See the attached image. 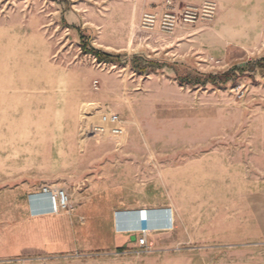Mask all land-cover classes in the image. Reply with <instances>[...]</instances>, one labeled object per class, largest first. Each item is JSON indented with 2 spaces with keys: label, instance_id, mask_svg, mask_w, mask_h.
<instances>
[{
  "label": "rangeland",
  "instance_id": "374dc122",
  "mask_svg": "<svg viewBox=\"0 0 264 264\" xmlns=\"http://www.w3.org/2000/svg\"><path fill=\"white\" fill-rule=\"evenodd\" d=\"M245 1L224 20L216 7L192 40L201 28L141 29L147 9L136 0H0V236L44 184L68 194L64 210L107 190L177 206L200 235L229 224L237 262L259 230L253 198L264 200V69L253 68L264 58V0ZM80 34L118 61L85 53ZM135 55L161 66L139 73ZM173 64L246 70L180 85ZM98 114L115 115L123 133L92 131Z\"/></svg>",
  "mask_w": 264,
  "mask_h": 264
},
{
  "label": "crops",
  "instance_id": "0c3cea01",
  "mask_svg": "<svg viewBox=\"0 0 264 264\" xmlns=\"http://www.w3.org/2000/svg\"><path fill=\"white\" fill-rule=\"evenodd\" d=\"M136 1L158 15L164 10L162 0ZM204 1L178 0L174 10L180 12L188 4L200 7ZM213 1L223 20L244 14L247 7L245 0ZM202 24H180L175 33L187 26L201 28L199 36L191 39H202L207 35ZM216 39L228 40L219 35ZM222 46L212 49L219 51ZM113 193L104 190L90 194L78 209L58 212L44 211L46 201L35 204L43 196H30L18 219L9 226L13 231L0 236V260L21 258L24 264H264L262 197L253 198L259 229L254 241L242 244L238 261L232 262L229 224L225 227L223 222L220 227L217 223V230L212 224L200 235L189 227L177 206L168 202L126 203L114 199ZM144 212L155 213L151 214L153 220H142ZM144 229L149 251L138 243Z\"/></svg>",
  "mask_w": 264,
  "mask_h": 264
},
{
  "label": "built area",
  "instance_id": "2783aa9c",
  "mask_svg": "<svg viewBox=\"0 0 264 264\" xmlns=\"http://www.w3.org/2000/svg\"><path fill=\"white\" fill-rule=\"evenodd\" d=\"M177 1L178 0H162L164 10L159 15L149 11L143 12L140 18L141 29L145 31H153L158 28L162 33L171 34L180 24H192L198 21L211 20L215 15L216 3L213 0H205L200 7L190 4L185 5L180 12L174 10V5ZM102 120V122L110 120L115 123L113 126L115 129L109 130V132L119 135L123 133L119 120L115 115L104 114ZM40 194L46 196L45 201L47 204L42 208L44 211L58 212L60 210L68 209L69 207V196L62 189L52 188L51 186L44 184L41 188ZM146 235V229L141 230L138 243L145 251H149L150 246L147 244ZM23 261L24 260L21 258H15L0 260V264H24Z\"/></svg>",
  "mask_w": 264,
  "mask_h": 264
},
{
  "label": "trees",
  "instance_id": "16d2710c",
  "mask_svg": "<svg viewBox=\"0 0 264 264\" xmlns=\"http://www.w3.org/2000/svg\"><path fill=\"white\" fill-rule=\"evenodd\" d=\"M80 42L82 49L85 53H90L94 55V57L99 62H117L118 55L111 54L108 52H103L97 50L93 47L88 45V40L85 39L83 34H80ZM132 67L135 71L139 73H145L148 70H156L160 68V64L153 62L151 60H147L142 55H135L131 58ZM175 71V79L178 81L180 85L183 84H190V85H205L206 83L212 84H219V83H226L232 75H236V73H243L246 69V65H235L232 69L223 72L221 74L213 75V74H206L202 75L193 71L182 70L177 67L176 64L169 65ZM253 68L264 69V58L260 60H256L253 62Z\"/></svg>",
  "mask_w": 264,
  "mask_h": 264
},
{
  "label": "bare ground",
  "instance_id": "6f19581e",
  "mask_svg": "<svg viewBox=\"0 0 264 264\" xmlns=\"http://www.w3.org/2000/svg\"><path fill=\"white\" fill-rule=\"evenodd\" d=\"M89 110V109H88ZM104 114H98V115H94L93 117H88L87 118V123L89 122L90 119L92 118H98L97 121L94 122V124L92 125V131H108V130H113L115 129L113 126L115 125V123L111 122L110 120L106 121V122H102V118H103ZM36 196H43V198L39 199V200H36L35 204L37 202H42V201H45L46 199V196L45 195H41L40 193H36V194H33L31 196L32 197H36ZM32 200V199H31ZM146 212V211H145ZM144 212V214H142L143 217H145V220L149 221L152 219V215H154L155 213H148L146 214ZM152 214V215H151ZM153 220V219H152Z\"/></svg>",
  "mask_w": 264,
  "mask_h": 264
},
{
  "label": "water",
  "instance_id": "95a60500",
  "mask_svg": "<svg viewBox=\"0 0 264 264\" xmlns=\"http://www.w3.org/2000/svg\"><path fill=\"white\" fill-rule=\"evenodd\" d=\"M142 220H145V217H142Z\"/></svg>",
  "mask_w": 264,
  "mask_h": 264
}]
</instances>
